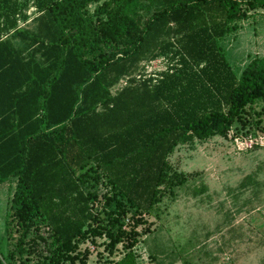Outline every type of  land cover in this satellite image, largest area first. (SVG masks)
<instances>
[{
  "label": "trees",
  "instance_id": "obj_1",
  "mask_svg": "<svg viewBox=\"0 0 264 264\" xmlns=\"http://www.w3.org/2000/svg\"><path fill=\"white\" fill-rule=\"evenodd\" d=\"M102 1L0 0V185L17 181L10 215L21 254L44 245L35 264H88L74 253L97 237L123 246L116 264H140L146 215L188 180L176 148L263 130L264 57L239 76L221 41L264 0ZM31 8L35 27H21ZM0 264L13 263L0 251Z\"/></svg>",
  "mask_w": 264,
  "mask_h": 264
},
{
  "label": "rangeland",
  "instance_id": "obj_2",
  "mask_svg": "<svg viewBox=\"0 0 264 264\" xmlns=\"http://www.w3.org/2000/svg\"><path fill=\"white\" fill-rule=\"evenodd\" d=\"M96 8L94 4L89 10L93 13ZM252 14L241 22L238 33L221 41L239 76L253 59L264 57V10ZM28 16L20 26L34 28L36 9L31 8ZM166 68L167 60L161 58L148 64L147 72L154 74ZM125 84L122 82L119 88ZM263 109L264 101H260L251 112L261 113L263 130L254 126L248 133L249 129L245 131L239 124L228 138L194 139L170 155L173 170L185 174L188 180L173 191L163 187L160 202L146 215L147 224L139 228V243L134 249L140 264H264ZM204 187L203 193H196ZM17 190L15 180L0 185V251L13 264H21L28 256L33 259L30 264H35L44 245L32 255L30 245L25 255L18 249V211L10 215ZM97 191L101 199L108 191L104 179ZM37 236L33 228L30 238ZM74 254L80 255L78 262L87 258L88 264H116L125 250L119 245L112 254L109 241L97 237L79 243Z\"/></svg>",
  "mask_w": 264,
  "mask_h": 264
}]
</instances>
